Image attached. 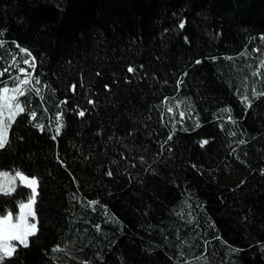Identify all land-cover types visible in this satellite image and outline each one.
<instances>
[{"label": "trees", "instance_id": "trees-1", "mask_svg": "<svg viewBox=\"0 0 264 264\" xmlns=\"http://www.w3.org/2000/svg\"><path fill=\"white\" fill-rule=\"evenodd\" d=\"M0 71L38 89L0 170L39 230L4 264H264V0H0Z\"/></svg>", "mask_w": 264, "mask_h": 264}, {"label": "snow or ice", "instance_id": "snow-or-ice-1", "mask_svg": "<svg viewBox=\"0 0 264 264\" xmlns=\"http://www.w3.org/2000/svg\"><path fill=\"white\" fill-rule=\"evenodd\" d=\"M179 26L183 28L184 24L181 23ZM20 51L24 52L25 50L20 49ZM23 63L29 65V60L24 59ZM13 64L15 65V60ZM32 67L34 70L35 65L33 64ZM128 71L132 72L133 69L129 68ZM19 72L24 73L25 69L20 68ZM253 75H258V72L253 73ZM12 80L17 82L16 87L8 88L7 82H5V86L0 88V149H4L8 144V129L15 121L16 116L26 111L19 98L29 95L33 91H38L37 88L32 87V82L28 78L20 79L17 75L12 77ZM35 84H40L39 78H36ZM252 94L256 97L257 95H264V92L258 94L253 89ZM244 100L248 101V97L245 96ZM248 103L251 102L248 101ZM5 112H7V119H5ZM80 115L83 116L84 113L81 112ZM53 138L55 139V137ZM169 139H172V137L169 136ZM203 143H207V141ZM240 143L243 144L244 141L241 140ZM12 172L14 175L7 171H0V193H4L5 197H13L11 194L17 192V181L19 186L26 187L30 191L26 198L27 202L18 200L19 204H17L16 201L19 211L15 217L10 210L7 211V214H0V262L2 264H4L6 258H12L17 253L18 245L28 248L29 238L35 237L39 230L37 211L35 210L38 198V178L36 175H32L30 178L22 170L15 168L12 169ZM108 175H112V173L109 172ZM14 242H18V245ZM261 247L264 248V245H261ZM52 251L55 253L59 249L54 248ZM205 251H207V248H205ZM232 251H239V249H233Z\"/></svg>", "mask_w": 264, "mask_h": 264}, {"label": "rangeland", "instance_id": "rangeland-1", "mask_svg": "<svg viewBox=\"0 0 264 264\" xmlns=\"http://www.w3.org/2000/svg\"><path fill=\"white\" fill-rule=\"evenodd\" d=\"M23 53H27L26 50H25L24 52H21L18 56H15V59H13V60L11 61L12 65H13V68L17 70V74H18V75H20V74H25V73L27 72V69L21 65V63H23V60H24V59H28V60H29V65H26V66H30V65H31V61H32L31 58H29V57H28V58H27V57H23V56H22ZM19 58H21V59L19 60ZM14 60H15V65L13 64V61H14ZM20 62H21V63H20ZM23 64H24V63H23ZM17 65H18V67H17ZM20 68L25 69V72H24V73H20V72H19V69H20ZM2 70L5 71L6 69H2ZM2 70H1V71H2ZM1 71H0V75L2 74ZM4 86H5V84L1 85L0 88H3ZM7 87H8V88H13V87H16V86H12V85H9V86H8V85H7ZM26 96H28V95H26ZM26 96H23V97H20V98H19L22 106L25 105V101H26V100H25V97H26ZM175 104H176V103H175ZM169 109L171 110V109H172V106H171ZM180 117H182V112H180ZM5 119H7V112H5ZM0 171H6V170H0ZM7 172H8V171H7ZM9 173L12 174V175H14L13 172H12V173L9 172ZM25 175H27V174H25ZM28 176H29V175H28ZM29 177L31 178V176H29ZM18 185H19V182L17 181V186H18ZM26 202H27V201H26ZM18 211H19V209H17V212H18ZM6 214H7V213H6ZM13 215H14V217H15L16 213L13 214ZM14 243L18 244V242H14Z\"/></svg>", "mask_w": 264, "mask_h": 264}, {"label": "clouds", "instance_id": "clouds-1", "mask_svg": "<svg viewBox=\"0 0 264 264\" xmlns=\"http://www.w3.org/2000/svg\"><path fill=\"white\" fill-rule=\"evenodd\" d=\"M0 195L4 196V193H0ZM11 195H14V193H12ZM17 204H19V201H17ZM7 211H9V210H7ZM0 264H2V262H0Z\"/></svg>", "mask_w": 264, "mask_h": 264}]
</instances>
